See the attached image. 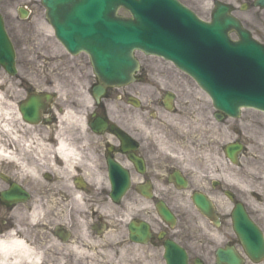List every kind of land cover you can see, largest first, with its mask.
<instances>
[{
  "label": "flooded vegetation",
  "instance_id": "flooded-vegetation-1",
  "mask_svg": "<svg viewBox=\"0 0 264 264\" xmlns=\"http://www.w3.org/2000/svg\"><path fill=\"white\" fill-rule=\"evenodd\" d=\"M76 60L77 69H88L86 56ZM178 73L143 67L135 86L102 91L95 79L74 86L76 131L58 139L32 133L23 119V133L15 126L16 106L34 92H54L51 85L17 86L0 69L2 102L12 114L11 143L0 135V238L22 241L38 255L37 264H144L155 254L165 264L168 241L183 249L187 264H219V252H232L240 264H264L247 254L241 235L250 233L240 228L242 213L264 240V124L245 116L242 130L235 120L218 121L206 94ZM130 96L138 109L129 106ZM63 112L55 94L43 127ZM32 136L41 148H31ZM229 144L243 146L238 165L225 155ZM247 175L253 183L242 180ZM110 184L131 186L113 197Z\"/></svg>",
  "mask_w": 264,
  "mask_h": 264
},
{
  "label": "water",
  "instance_id": "water-1",
  "mask_svg": "<svg viewBox=\"0 0 264 264\" xmlns=\"http://www.w3.org/2000/svg\"><path fill=\"white\" fill-rule=\"evenodd\" d=\"M57 39L74 55L86 52L101 84L127 85L139 69L134 52L165 58L190 75L216 109L237 117L241 108L264 112V46L216 3L212 22H201L177 0H42ZM264 8V0L255 4ZM124 8L132 19L120 18ZM235 32L239 42H232ZM14 52L0 17V64L15 74ZM35 121L38 104L22 110ZM29 117V118H28ZM128 184H124L126 189ZM116 184L114 185L115 188ZM259 253V251H256ZM168 264H185L182 255Z\"/></svg>",
  "mask_w": 264,
  "mask_h": 264
},
{
  "label": "rangeland",
  "instance_id": "rangeland-1",
  "mask_svg": "<svg viewBox=\"0 0 264 264\" xmlns=\"http://www.w3.org/2000/svg\"><path fill=\"white\" fill-rule=\"evenodd\" d=\"M38 3V0H32ZM185 6L193 10L202 20L210 21L211 10L215 1L227 3L233 5L236 9L235 16L238 18L243 26L248 30L253 38L259 43L264 45V11L259 9H254L251 6L245 7V11L241 10L243 0H179ZM252 2L254 0H251ZM30 0H13L4 2L0 8L3 10V14L7 19V30L11 36V39L15 43L18 49V65H19V76L16 78L15 84L18 86L20 81L23 83H30L37 87H42L43 85H52L55 90L58 91L59 101L62 104H68L67 108L71 109L69 101L72 98V94L69 91L74 92V86H83L84 88L91 83L90 69L77 71L78 65L71 60H68L64 56V51L61 46L54 39L53 31L48 25L44 17L43 8L37 4L36 9L34 8V14L28 21H19L15 18V10L20 5H25ZM234 37V36H233ZM234 39H236L234 37ZM137 58L142 62L144 68L149 67V69H164L170 70L173 68L172 65L166 63L151 61L152 59L147 58L140 53L137 54ZM0 78V83H5ZM182 83V82H181ZM73 87V88H72ZM16 91V101L21 98L22 93ZM134 115V114H133ZM246 115L254 116L257 121L264 124V115L256 112H247ZM131 114H127L130 117ZM2 121V118L0 119ZM177 122V121H176ZM3 124V123H2ZM185 126L184 124L178 127ZM15 126L17 134L23 133L19 128L20 125L17 120H15ZM0 128H3L1 126ZM74 122L68 121V124L61 123L60 126L50 127L49 130H41L40 132H58L62 138L68 133H73ZM186 128V126H185ZM241 128V127H240ZM179 130V128H178ZM181 130V129H180ZM246 130V129H245ZM226 127L223 129L222 138L224 142L228 141L231 136L226 132ZM181 132H183L181 130ZM7 134V133H5ZM18 134V135H19ZM0 135L2 137V143L5 145L11 143L10 138L7 134L4 136L3 129H0ZM17 137V136H16ZM27 138V137H26ZM261 140L264 139V130L260 132ZM32 149L37 147L41 148L40 140L36 139L34 136L31 137ZM261 140L260 143L262 142ZM9 142V143H8ZM29 142V141H28ZM17 145L20 144L18 138L15 142ZM263 156V155H262ZM33 159V157H32ZM34 160V159H33ZM250 161V160H249ZM249 164L248 166H250ZM256 165H259L256 164ZM252 170V168H251ZM259 172V170H255ZM244 181L254 182V175H247V178H242ZM35 189L41 187V184H31ZM250 189H255L257 184H246ZM145 259V258H144ZM148 259V260H147ZM144 264H163L160 259H156V254L150 258H146Z\"/></svg>",
  "mask_w": 264,
  "mask_h": 264
},
{
  "label": "bare ground",
  "instance_id": "bare-ground-1",
  "mask_svg": "<svg viewBox=\"0 0 264 264\" xmlns=\"http://www.w3.org/2000/svg\"><path fill=\"white\" fill-rule=\"evenodd\" d=\"M2 101L0 93V119L2 118L0 122L5 124L3 128L7 133H10L11 107L3 104ZM63 149L64 145L60 144L59 151L61 154H63ZM22 260L29 264H37L39 262L38 255L22 241L15 240L12 237L0 238V264H19Z\"/></svg>",
  "mask_w": 264,
  "mask_h": 264
}]
</instances>
